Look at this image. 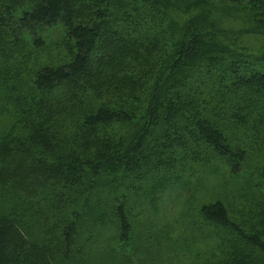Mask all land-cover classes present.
<instances>
[{
	"label": "trees",
	"instance_id": "16d2710c",
	"mask_svg": "<svg viewBox=\"0 0 264 264\" xmlns=\"http://www.w3.org/2000/svg\"><path fill=\"white\" fill-rule=\"evenodd\" d=\"M57 23L60 64L23 43ZM251 163L241 208L186 199L203 264H264V0H0V264H94L186 173Z\"/></svg>",
	"mask_w": 264,
	"mask_h": 264
},
{
	"label": "rangeland",
	"instance_id": "374dc122",
	"mask_svg": "<svg viewBox=\"0 0 264 264\" xmlns=\"http://www.w3.org/2000/svg\"><path fill=\"white\" fill-rule=\"evenodd\" d=\"M38 35L49 47L42 56L44 61L60 64L69 60V56L61 46L64 35L61 23L40 30L39 34H29L23 43L31 44ZM218 165L217 162L213 163V166ZM220 169V172L207 168L202 174L186 173L185 178L190 179L189 185L164 196V206L159 215L147 214L143 208L137 209L141 216L136 222L138 226L135 229L137 233L141 231L142 235L136 239L135 247L124 248L122 244L117 246L114 240L107 242L103 240L99 248L101 254L98 256V262L94 264H203L213 261L209 259L211 253L208 252L211 243L201 237L202 231L209 232L213 228L200 220L199 208L194 209L191 205L189 206L191 211H188V206L185 207L186 199L196 195V203H198L201 198L215 200L214 196L217 195L227 203L241 208L237 193L234 200L230 199L237 187L245 182H260L257 178L258 174L255 175L251 171L254 170L252 163L248 165L246 171H242L236 177L228 172L224 173L226 171L224 166H220ZM22 221H25V218ZM193 221H197L198 224H193ZM26 228L28 226H25ZM158 238H160L159 242ZM106 248L107 250L104 251ZM124 252L127 256L123 255Z\"/></svg>",
	"mask_w": 264,
	"mask_h": 264
}]
</instances>
